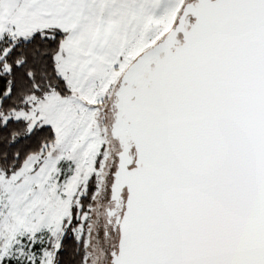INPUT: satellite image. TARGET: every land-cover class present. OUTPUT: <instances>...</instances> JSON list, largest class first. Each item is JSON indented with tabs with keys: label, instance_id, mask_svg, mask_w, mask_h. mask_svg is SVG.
<instances>
[{
	"label": "snow or ice",
	"instance_id": "1",
	"mask_svg": "<svg viewBox=\"0 0 264 264\" xmlns=\"http://www.w3.org/2000/svg\"><path fill=\"white\" fill-rule=\"evenodd\" d=\"M0 264H264V0H0Z\"/></svg>",
	"mask_w": 264,
	"mask_h": 264
}]
</instances>
